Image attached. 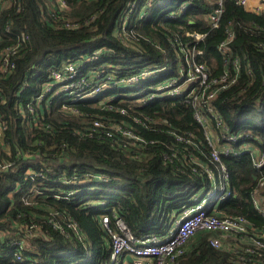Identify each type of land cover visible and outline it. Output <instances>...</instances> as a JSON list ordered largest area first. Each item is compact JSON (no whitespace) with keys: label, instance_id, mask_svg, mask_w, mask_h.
Wrapping results in <instances>:
<instances>
[{"label":"trees","instance_id":"obj_1","mask_svg":"<svg viewBox=\"0 0 264 264\" xmlns=\"http://www.w3.org/2000/svg\"><path fill=\"white\" fill-rule=\"evenodd\" d=\"M49 1L13 0L0 13V48L15 38L19 44L13 69L0 77V121L6 123L0 165L13 164L0 172V264H108L100 216L109 217L111 226L119 218L137 239L160 237L169 219L220 186L224 173L231 196L216 203L217 211L264 227L252 203V196L264 201V164L256 168L241 150L247 145L264 158V11L223 0L213 27L216 0H64L65 21L78 27L61 29L60 12L47 10ZM20 33L28 37L21 41ZM225 42L223 53L218 48ZM193 49L201 53L191 55ZM190 55L205 64L210 80L226 68L224 85H230H213L201 97L195 83L187 91L195 89L197 97L187 102V92L148 100L165 81L184 84ZM64 64L74 67L65 81L74 86L89 74L99 81L112 72L155 74L132 88L112 85L94 101L78 100L89 92L87 83L74 94H55L52 87L39 100L51 71ZM140 87L144 97L138 102L129 92ZM33 99L35 113L25 111L23 118ZM196 112L206 124L195 120ZM95 120L101 128L92 132ZM112 124L132 128L147 147L129 148L121 134L107 138ZM207 131L220 143L222 133L236 135L231 147L237 154L213 161ZM177 264H232V258L200 240Z\"/></svg>","mask_w":264,"mask_h":264},{"label":"built area","instance_id":"obj_2","mask_svg":"<svg viewBox=\"0 0 264 264\" xmlns=\"http://www.w3.org/2000/svg\"><path fill=\"white\" fill-rule=\"evenodd\" d=\"M12 1L13 0H0V13L11 7ZM235 1L247 11L256 13L264 11L261 10V6H264V0H257V5L251 9L249 8L251 0ZM222 2L223 0H216L218 7L210 17V22L213 27L216 26L218 16L222 11ZM54 7L60 12L56 16L58 17L56 19H59V21L62 22L58 25L59 28L75 29L78 27L77 24H70L65 21V17L62 13L66 10L67 6L64 0H50L49 5H47V10L53 9ZM6 32L4 35L11 39L8 34L10 33L9 28H6ZM12 34L15 38V33ZM1 35L2 33L0 31V40L2 39ZM20 37L22 41L28 36L20 33ZM192 37L197 41L204 40V37L198 34H194ZM227 42L221 44L218 50L225 53L228 44ZM18 48L19 44L16 38L15 42H11L0 48V77L11 72L13 69L14 65L11 62V57L16 53ZM200 53V51L193 49L191 55H199ZM191 55L184 58V63L187 66L184 84L177 87L176 81H165L164 85L161 84L155 89V91L158 92L157 95L150 94L147 97L148 100L160 96H170L172 98L179 96L182 97V94L187 92L185 95L187 102L190 97H193L194 99L197 97L195 89H192L190 92L187 91V88L195 83L198 84L199 89L202 91L201 97H204L213 85L219 87V89H225L226 86L230 85H224L227 80V69L225 68L227 66L226 60L224 61L225 70L223 76L218 80H210V72L205 64L197 62ZM235 66H237V63H235ZM73 69V66L64 64L59 70L51 71L49 82L43 85V94H41L39 100L42 99L44 94L49 93L52 90V87L53 90L51 92L55 94L68 89L74 94L83 89V87L80 86L77 91L74 90L79 87V84L82 85L83 83H87L90 84L89 92L82 97H78V100L94 101L100 93L109 90L112 85L132 88L137 86L142 80H146L148 76L151 75L148 71H142L128 77L115 76L112 78L109 76L99 81L100 78L95 80L94 76L89 74L86 79L81 80L76 86L73 84L65 85V81L70 77L69 75L73 72ZM65 72L68 73L66 74ZM58 77H60V82L58 81ZM60 85L63 87L61 88L62 90L59 91L58 87ZM165 91L168 92L167 95H162ZM75 95L78 96V94ZM213 95L214 92H211L208 95V98H211ZM140 101H142V99L138 100V102ZM3 102L4 99L0 96V104ZM28 103L26 110H23L21 113L23 118H26L25 111L30 114L35 113L33 105L36 103V100L33 99ZM119 112L124 114L121 110ZM195 120L203 125L206 124V121L198 112L195 113ZM132 121L134 124L142 125L139 120L133 119ZM218 124H220V122H218ZM99 128H101L100 121H93L91 124V131L95 132L96 129ZM5 130L6 123L0 121V148L3 146V134ZM115 134H121L124 136L127 139L126 145L129 148L136 147L141 150L147 147L146 141L139 137L130 127L125 128L120 124H112L104 131V135L107 138H113ZM221 135H223L224 138V143H221V148H214L210 144L212 146L211 159L215 162L219 161V156L221 154L223 156L237 154V152L232 149L231 144L235 143L238 140V137L228 133H222ZM206 139L208 141L207 136ZM218 142H220L219 136H217V143ZM241 150L249 153L251 159L254 160L256 168L264 164V158L259 159L255 156L253 150L257 151L256 149L249 148L247 145H242ZM12 165L13 164L0 165V172ZM222 173H224L223 168ZM209 179L214 183L211 175L209 176ZM227 185V176L224 173L220 181V186L215 187L218 192L214 200L209 203L204 199L199 198L192 207L183 209L176 217L172 216L168 221L169 227L165 231L166 233L160 237L146 236L143 239H137L127 231L119 218H115L114 226H111L109 217L100 216L99 223L101 229L106 233L109 240L111 254L108 264H177L181 258L186 255H191L195 251L200 240H205L210 248L216 251H223L229 254L232 258V264H264V227L257 228L246 218L238 215H226L217 211L215 207L218 201H222L231 196L230 191H225ZM263 185L264 178L260 181V187ZM252 203L256 211L264 220V201L258 196H252ZM24 233L29 236L33 235L31 231L26 228H24ZM16 259L20 260V257L16 256Z\"/></svg>","mask_w":264,"mask_h":264},{"label":"rangeland","instance_id":"obj_3","mask_svg":"<svg viewBox=\"0 0 264 264\" xmlns=\"http://www.w3.org/2000/svg\"><path fill=\"white\" fill-rule=\"evenodd\" d=\"M170 70H171V66L168 67L167 71L169 72ZM65 73L67 74L68 72H65ZM150 73H151V75H154L155 74L153 71H150ZM109 76L112 77V78H114L115 77L114 72L110 73ZM180 77H181V74H180V72H178V75H177L176 79H178ZM58 81L59 82L61 81L60 80V77H58ZM162 85H164V83ZM62 87L63 86L60 85L58 87V90L59 91L62 90L61 89ZM119 87L124 88L125 86H119ZM183 89H184V87H183ZM167 93L168 92L165 91L164 93H162V95H167ZM129 95L133 96L134 98H139V97L142 98V97H144V89L142 87H140V88L137 89V92L130 91L129 92ZM140 98L138 100H140ZM101 104L102 103H99V105H101ZM206 133H207L206 136L208 137L209 144H211L214 148L215 147L216 148H221V143L220 142L217 143V135L213 131H211V132L210 131H207ZM253 152L255 153V156L257 158H259L258 152L255 151V150H253ZM217 192H218V190L216 188H211V190L209 191V193H207V195H202L199 198H202L205 201L211 203L214 200V198L217 196Z\"/></svg>","mask_w":264,"mask_h":264},{"label":"crops","instance_id":"obj_4","mask_svg":"<svg viewBox=\"0 0 264 264\" xmlns=\"http://www.w3.org/2000/svg\"><path fill=\"white\" fill-rule=\"evenodd\" d=\"M257 5V0H251L250 1V9ZM261 10H264V6H261Z\"/></svg>","mask_w":264,"mask_h":264}]
</instances>
